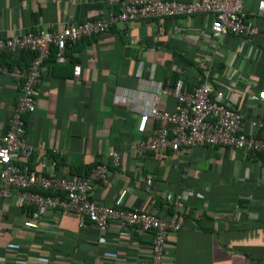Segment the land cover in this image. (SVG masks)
<instances>
[{
    "label": "crops",
    "instance_id": "1",
    "mask_svg": "<svg viewBox=\"0 0 264 264\" xmlns=\"http://www.w3.org/2000/svg\"><path fill=\"white\" fill-rule=\"evenodd\" d=\"M242 3L254 22L253 35L227 34L217 50L208 39L206 14L116 22L77 41L66 48L65 62L45 60L35 111L23 115L33 170L54 164L58 176L76 178L96 164L108 165V182L92 186L90 197L97 202L165 217L172 209L162 194L187 193L182 226L166 240L162 264H264V153L209 145L143 156L132 152L156 127L150 118L144 133L137 129L146 101L158 83L172 84L174 77L190 90L207 72L213 97L225 93L232 108L264 119V0ZM110 12L118 9L107 0H0V37L58 31L67 22L106 18ZM29 61L20 60V66ZM19 94L17 81L0 74V133ZM158 108L174 111L175 99L161 94ZM112 151L119 154L117 167L109 163ZM0 213V264L149 260L151 235L123 230L116 220L104 230L91 222L79 227L77 215L64 211L57 230L34 231L23 227L29 215L13 201L0 199ZM8 247L17 249V256L2 261Z\"/></svg>",
    "mask_w": 264,
    "mask_h": 264
},
{
    "label": "built area",
    "instance_id": "2",
    "mask_svg": "<svg viewBox=\"0 0 264 264\" xmlns=\"http://www.w3.org/2000/svg\"><path fill=\"white\" fill-rule=\"evenodd\" d=\"M107 3L116 7L118 12H110L106 18L67 22L58 31L34 29L0 37V55H14L22 50L32 53L25 67L9 68L0 64V74L17 81L20 89L8 116L6 130L0 133V199L30 209L22 225L34 231L57 230L59 214L69 211L77 215L79 227L91 222L104 230L110 220H116L123 230L130 228L140 234L149 233L151 245L147 264H162L166 240L182 226L187 193L162 194L172 209L165 217L147 210H130L97 202L90 197L92 186L97 181L108 182V165L96 164L87 174L76 178L58 176L54 164L43 163L45 170L30 169L26 164L33 149L24 138L23 115L35 111L41 70L51 46L56 48L54 61L63 63L67 45L106 32L116 22L206 14L210 17L208 39L211 47L217 50L220 39L227 34L252 36L254 22L248 17L242 0H107ZM74 73L78 75V65L74 67ZM204 77L190 90L183 87L181 79L172 84L156 85L155 92L146 101L145 110L140 112L137 129L144 133L150 118L154 119L156 127L147 141L139 140L133 144V153L143 156L147 152L177 151L181 147L198 145L264 153V119L244 116L228 104L225 93L218 92L213 97L207 72ZM161 94L175 99L174 111L158 108ZM260 99H264V95ZM125 100L128 102L129 99ZM109 157V163L117 167L119 154L112 151ZM41 190L51 191V194H44ZM121 197L117 199L119 203ZM3 219L4 214L0 213V237L4 234ZM7 250L2 261L17 256L14 247Z\"/></svg>",
    "mask_w": 264,
    "mask_h": 264
},
{
    "label": "trees",
    "instance_id": "3",
    "mask_svg": "<svg viewBox=\"0 0 264 264\" xmlns=\"http://www.w3.org/2000/svg\"><path fill=\"white\" fill-rule=\"evenodd\" d=\"M82 39H85V38H82ZM81 40V39H80ZM76 43V42H75ZM72 45H74V43L73 44H71V45H67V47H69V46H72ZM66 47V48H67ZM55 54H56V48L55 47H53V46H51L50 47V53H49V57L51 58V59H53L54 60V58H55ZM10 55H13V54H1L0 55V59H3L2 61H1V63H3L4 65H7L9 68H12V67H14V66H19V67H22V66H20V60H30V58L32 57V53L30 52V51H27V50H22V51H19V52H17L16 54H14L16 57L13 59V58H11L10 57ZM29 64V63H28ZM27 64V65H28ZM26 65V66H27ZM176 81V78L174 77V78H172V82H175ZM31 160V159H30ZM29 160V162H27V166L30 168V169H32V167H30L31 165V161ZM91 168H88L87 169V173L89 172V170H90ZM86 173V174H87ZM41 192L42 193H44V194H51V191H44V190H41ZM23 208V207H22ZM25 209V208H24ZM26 210V213L27 214H29V212H30V209H25Z\"/></svg>",
    "mask_w": 264,
    "mask_h": 264
}]
</instances>
